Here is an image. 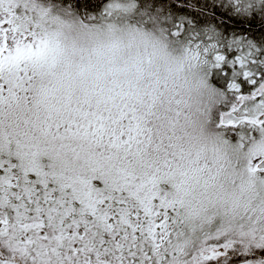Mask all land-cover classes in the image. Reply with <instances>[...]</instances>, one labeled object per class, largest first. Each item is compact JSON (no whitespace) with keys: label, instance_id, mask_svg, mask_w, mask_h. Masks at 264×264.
<instances>
[{"label":"snow or ice","instance_id":"snow-or-ice-1","mask_svg":"<svg viewBox=\"0 0 264 264\" xmlns=\"http://www.w3.org/2000/svg\"><path fill=\"white\" fill-rule=\"evenodd\" d=\"M0 264H264V0H0Z\"/></svg>","mask_w":264,"mask_h":264}]
</instances>
